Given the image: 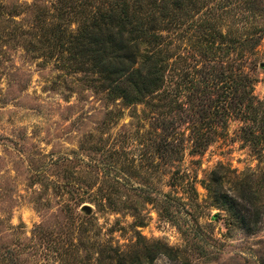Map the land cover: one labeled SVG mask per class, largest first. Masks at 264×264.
<instances>
[{
  "label": "rangeland",
  "instance_id": "rangeland-1",
  "mask_svg": "<svg viewBox=\"0 0 264 264\" xmlns=\"http://www.w3.org/2000/svg\"><path fill=\"white\" fill-rule=\"evenodd\" d=\"M53 1L1 0L24 27ZM259 25L264 17L252 21ZM36 46L0 41V264H95L109 246L130 257L155 243L176 255L152 264H264V143L242 140L241 122L231 120L201 154L186 145L180 160L164 163L146 146L157 140L147 104L108 99L92 74ZM193 51L176 53L192 64ZM252 59L254 94L264 102V39ZM215 169L224 176L219 195L202 184ZM242 182L260 206L252 231L242 224L252 206L242 211L231 200ZM163 195L176 204L172 220L150 201Z\"/></svg>",
  "mask_w": 264,
  "mask_h": 264
},
{
  "label": "trees",
  "instance_id": "trees-1",
  "mask_svg": "<svg viewBox=\"0 0 264 264\" xmlns=\"http://www.w3.org/2000/svg\"><path fill=\"white\" fill-rule=\"evenodd\" d=\"M5 7L0 0V41L26 51L39 45L44 58L57 54L68 67L92 74L93 88L108 99L147 104L157 140L146 146L154 145L164 163L180 160L186 145L189 154H201L231 120L241 122L242 140L264 143V102L254 94L251 74L252 56L264 39V28L252 26L264 17L261 0H56L34 14L26 27L15 20L16 10L6 12ZM67 23H75V31H68ZM187 46L194 49L192 64L185 52L176 53ZM210 176L202 184L219 195L224 176L217 169ZM178 178L183 177L171 178L170 186ZM249 187L242 182L231 200L242 211L252 206L251 220L242 223L252 231L260 206L255 196L248 198ZM163 196L150 201L160 216L172 220L176 204ZM140 251L130 258L109 246L95 264H152L156 255H176L158 243L145 246L146 254ZM63 262L68 264L66 258Z\"/></svg>",
  "mask_w": 264,
  "mask_h": 264
},
{
  "label": "water",
  "instance_id": "water-1",
  "mask_svg": "<svg viewBox=\"0 0 264 264\" xmlns=\"http://www.w3.org/2000/svg\"><path fill=\"white\" fill-rule=\"evenodd\" d=\"M260 66L264 67V62L260 63ZM83 208L86 210L87 213L90 212V208L88 206H84Z\"/></svg>",
  "mask_w": 264,
  "mask_h": 264
}]
</instances>
